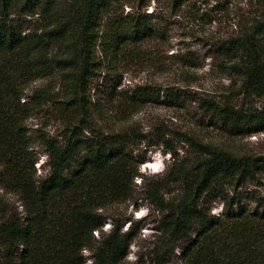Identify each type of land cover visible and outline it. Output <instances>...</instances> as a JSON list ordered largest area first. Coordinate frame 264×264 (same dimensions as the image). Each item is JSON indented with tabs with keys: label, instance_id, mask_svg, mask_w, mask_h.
I'll list each match as a JSON object with an SVG mask.
<instances>
[{
	"label": "trees",
	"instance_id": "16d2710c",
	"mask_svg": "<svg viewBox=\"0 0 264 264\" xmlns=\"http://www.w3.org/2000/svg\"><path fill=\"white\" fill-rule=\"evenodd\" d=\"M151 1L0 0V264H86L84 251L92 253V264H125L136 224L115 220L108 212L137 201L135 181L146 158L136 155L135 148L164 146L176 156V147L166 133L153 142L133 128L107 131L113 114L98 98L93 103L87 89L103 69L112 70L120 58L138 61L145 57V44L164 39L153 25L156 18L142 12ZM161 1L172 11L188 2ZM249 1L253 15L243 16L233 34L215 45L222 67L243 81L246 93L264 97V0ZM118 5L136 11L122 19L114 14ZM37 15L35 22L28 19ZM209 16L194 13L199 22ZM182 60L196 67L193 59ZM56 75L62 82L61 99L45 90L32 96L38 108L54 106L56 117L65 123L60 138H42L48 173L40 178V156L27 130L33 105L21 103L22 84ZM160 94L142 86L116 96L112 101L119 121L159 102ZM181 97L167 91L166 101L176 103ZM206 110L216 118V127L232 136L249 127V133H264V119L256 114L211 102H206ZM182 142L196 148L198 157L190 164H174L161 181L144 190L163 214L158 230L171 242L187 243L181 254L184 264H264V194L249 197L255 204L249 208L238 193L246 183L264 179V155L238 156L190 138ZM172 183L181 185L177 201L161 196ZM226 185L233 187V195L224 194ZM6 196L18 199L23 218ZM218 198L222 214L215 219L209 204ZM107 220L112 228L98 240L95 234L102 233ZM124 222L129 223L127 232ZM157 255L151 264H167L164 255Z\"/></svg>",
	"mask_w": 264,
	"mask_h": 264
},
{
	"label": "rangeland",
	"instance_id": "374dc122",
	"mask_svg": "<svg viewBox=\"0 0 264 264\" xmlns=\"http://www.w3.org/2000/svg\"><path fill=\"white\" fill-rule=\"evenodd\" d=\"M57 1L63 3L67 0ZM253 10L249 0H188L181 9L174 11L170 10L165 1L153 0L142 12L156 18L153 25L163 31L164 39L145 44V57L138 61L120 58L112 70L103 69L87 89L93 103L98 98L107 112L113 114V121L108 124V128L112 129L107 131L133 128L149 135L153 142H158L161 138L159 135L166 133L169 144L176 147V156H171L164 146L135 148L136 155L146 158L139 169L140 177L135 181L137 201L115 205L108 212L115 220H130L136 224L137 235L130 244L125 264H151L156 260V252L158 258L164 255L167 264H184L181 254L187 243L171 242L158 230L163 214L151 200L146 199L144 190L150 184L161 181L174 164H180L181 161L190 164L198 157L196 148L182 142L185 138L200 144L218 146L238 156L264 155V133H249L253 128L249 127L246 133L232 136L225 128L216 127V118L206 110V102H211L222 107L230 105L236 110L256 114L264 119V97L246 93L243 81L222 67L223 62L215 45L219 38L232 35L240 19L253 15ZM133 11L136 10L127 5H118L114 14L125 19ZM198 11L207 12L209 18L202 22L195 20L194 13ZM28 19L35 22L40 17L37 15ZM40 24L43 25L44 20ZM97 56L99 58L100 54ZM184 56L193 59L196 67L185 65L182 60ZM22 86L24 97L21 103L33 105L28 115L27 130L32 138V149L40 156L36 165L38 177L43 178L48 170L42 138H60L65 131V123L56 117L54 106L43 105L38 108L32 96L45 90L54 98L61 99L62 82L56 75L39 81L28 79ZM142 86L161 90L159 102L148 103L137 109L132 118L120 122L121 116L116 113L115 102L112 100ZM167 91H177L182 97L176 103L168 102ZM86 136H90L89 133ZM222 189L224 194L234 193L233 187L229 185ZM240 192L243 193L244 203L254 208L255 204L249 199L264 194V179H260V183H246L239 189ZM180 195V184H169L161 191V196L168 201H177ZM6 198L12 210L23 218L25 213L18 199L13 196ZM209 205L210 215L218 219L222 214L221 198L213 200ZM111 228V221L107 220L102 233L95 234L96 238L100 240ZM128 228L129 223L124 222L123 232H127ZM82 255L86 264L93 263L90 251H84Z\"/></svg>",
	"mask_w": 264,
	"mask_h": 264
}]
</instances>
